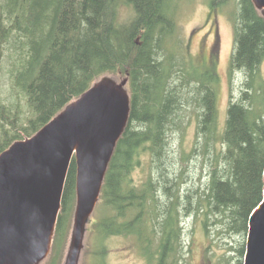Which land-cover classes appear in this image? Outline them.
<instances>
[{"label":"trees","instance_id":"1","mask_svg":"<svg viewBox=\"0 0 264 264\" xmlns=\"http://www.w3.org/2000/svg\"><path fill=\"white\" fill-rule=\"evenodd\" d=\"M235 2L230 70L244 73L246 90L231 102L221 130L218 74L188 62L176 43L175 0H0V154L99 79L119 82L128 74L130 118L104 180L100 200L111 214L100 220L99 235L134 237L148 264H190L185 219L209 236L225 231L244 239L264 198V17L252 0L213 1ZM183 104L196 115L195 143L188 153H171L170 135L185 130ZM145 153L151 171L137 187L132 174ZM76 186L73 159L50 262L68 239ZM245 250L241 244L235 251L238 264Z\"/></svg>","mask_w":264,"mask_h":264},{"label":"water","instance_id":"2","mask_svg":"<svg viewBox=\"0 0 264 264\" xmlns=\"http://www.w3.org/2000/svg\"><path fill=\"white\" fill-rule=\"evenodd\" d=\"M264 17V0H252ZM129 76L105 77L34 136L0 154V264H41L53 247L72 160L76 211L67 264H78L85 225L130 118ZM244 264H264V198L249 219Z\"/></svg>","mask_w":264,"mask_h":264},{"label":"rangeland","instance_id":"3","mask_svg":"<svg viewBox=\"0 0 264 264\" xmlns=\"http://www.w3.org/2000/svg\"><path fill=\"white\" fill-rule=\"evenodd\" d=\"M213 1L214 0H175L174 12L177 20V38H175V41L177 40V44L180 42L179 46L184 48L187 53L188 62L192 61L200 66V64H202L200 62V48L203 40H207L208 35L212 32L209 26V22L213 20L212 12L216 11V9L218 10L216 12V19L218 20L217 35L220 48L218 64L214 70L219 77V82L216 85V105L219 127L222 130L226 121L228 107L231 102L237 101L240 98L242 91L246 90V88L244 86V73L238 70H230L235 37V16L233 13L237 10V2L220 7L217 6V4L215 6ZM211 7H215V9ZM259 13L262 15V11ZM130 14V9L124 7L123 16L126 18ZM179 46L177 47L180 48ZM261 75L264 78V60L261 64ZM8 82L9 81H3L5 94L9 93L10 85ZM191 110L194 109L188 107L186 104L181 105V111L187 112L186 119L184 118L183 121L185 130L179 133L175 131L170 135L171 153L177 152L180 148L188 153L195 143L197 119L196 115ZM194 168L193 166V170ZM150 171L151 157L148 153L142 154L140 165L132 174L133 185L139 187L145 183L150 175ZM205 177L206 173H203V178ZM75 211L76 206L69 221V235L66 244H64L66 238L62 237V239H60V255L53 259L52 262H50L48 257L41 264H67L72 247L74 231L73 218L75 219ZM107 214H111V212H109L106 204L103 202L101 203L100 200L93 215L85 225L78 264H99L103 260L106 264H148L140 250L139 243L134 237L125 238L114 236L103 238L99 235L98 224L103 216ZM184 224L186 228V245L190 249V264H238L240 258L235 251L239 249L241 244H247V236L243 239V237L238 235L230 236L225 231H222L220 234L214 231L211 233V236H209L204 229L195 222L194 218L185 219ZM104 249L106 250V254L102 252ZM101 255H103V258Z\"/></svg>","mask_w":264,"mask_h":264},{"label":"flooded vegetation","instance_id":"4","mask_svg":"<svg viewBox=\"0 0 264 264\" xmlns=\"http://www.w3.org/2000/svg\"><path fill=\"white\" fill-rule=\"evenodd\" d=\"M216 6V4H215ZM215 9V7H211ZM211 9V10H212ZM216 11H213V20L209 22L210 30L212 32L208 35L207 40H203L200 48V66L203 69H214L217 67L219 58V38H218V20L216 19Z\"/></svg>","mask_w":264,"mask_h":264},{"label":"bare ground","instance_id":"5","mask_svg":"<svg viewBox=\"0 0 264 264\" xmlns=\"http://www.w3.org/2000/svg\"><path fill=\"white\" fill-rule=\"evenodd\" d=\"M224 1H226V0H224ZM222 4V3H221ZM170 15V14H169ZM257 111V110H256ZM256 114H258V113H256ZM73 220H74V218H73ZM74 224V223H73Z\"/></svg>","mask_w":264,"mask_h":264}]
</instances>
